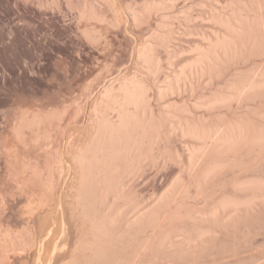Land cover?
Masks as SVG:
<instances>
[{"label": "bare ground", "instance_id": "1", "mask_svg": "<svg viewBox=\"0 0 264 264\" xmlns=\"http://www.w3.org/2000/svg\"><path fill=\"white\" fill-rule=\"evenodd\" d=\"M37 1L76 10L104 53L74 132L55 138L67 108L54 107L13 110L0 129V189L38 219L12 230L0 191V264H264V0ZM127 24L123 62L111 33ZM157 164L178 171L145 199L134 183Z\"/></svg>", "mask_w": 264, "mask_h": 264}, {"label": "rangeland", "instance_id": "2", "mask_svg": "<svg viewBox=\"0 0 264 264\" xmlns=\"http://www.w3.org/2000/svg\"><path fill=\"white\" fill-rule=\"evenodd\" d=\"M18 1L0 0V129L5 125V122H7L9 117H11L19 109L21 108L23 109V106H24V110H27L30 113H34L38 111L47 113L53 110L54 108H55L54 110H61L62 108H67L65 111L66 115L64 113V116L62 115L63 117L61 116L60 119H57L55 121L56 124L54 123V128H55L54 136L55 138H57V140H59L62 138V134L64 133V131H67L68 129L70 131L74 130V128L77 126L76 120L82 121L86 119L87 107H89L88 106L89 99L87 98L84 92H81L82 91L81 86L89 83V81L91 82L93 78H95V75H91V74L95 69L94 67L96 64V56L101 51L104 53V51L103 48L101 47H99L102 49V50L100 49L101 50L100 51L99 48H97V46L88 45V43L85 40H83V38H81L82 35L80 30L78 29L79 19L77 18L78 17L77 11L74 9H70L65 2H62L63 4H61L60 8L58 7L46 8L38 5L37 0L22 1V3L21 0L20 2ZM61 9L64 10L62 11ZM127 25H128L127 29L129 28L128 29L129 31L124 32L126 35L122 32H120L122 35H120V33L116 34L114 31H112L111 33L113 35V40L115 41L114 51L116 52V57L123 62H129L131 60L132 58L131 55L133 50L132 47L133 40L131 39L132 36L130 33L132 31L131 30L132 26L130 27L131 24H127ZM127 35L128 36L130 35L131 38H129L130 36L128 37ZM127 37L132 41L129 40ZM123 49L125 51H127L128 49L129 51L125 53ZM118 52L120 54L117 55ZM92 57L94 58L95 61H93ZM61 59L64 60L61 61ZM109 59L113 60V58L110 57ZM56 63L57 64L60 63L61 65L59 64L58 66ZM66 66L69 67L67 68ZM90 66L93 68L92 70ZM64 67L65 69L61 70ZM56 68L58 70L60 68L61 71L60 70L59 71L62 73H58L59 71H57ZM66 69L69 70L65 71ZM69 71L70 73H68ZM64 72L67 73L65 74L66 76L63 74ZM72 93H74L75 95ZM80 95H82V97L84 96L85 98L84 97L82 98ZM79 98H82L84 100H81L82 102L80 103ZM36 101L41 102V104L37 103ZM85 101H87V104ZM60 102H62L61 105ZM76 102L79 103L78 104L79 106L84 105L85 103L84 107L86 108L83 113H79L77 111L78 110L77 108L79 106L76 105L77 104ZM68 104L71 107L68 106ZM55 105L58 106V109ZM26 106H28V108ZM36 108L37 109L40 108L41 110L40 109L37 110ZM71 113H75L76 116L75 114L73 115ZM60 122H62V124H59ZM68 123L70 124V128ZM56 126L58 127L56 128ZM77 135H78V137L76 138L77 142L81 141V139L84 140V138L82 137L83 134L79 135L78 133ZM75 137L76 134L74 135L73 139ZM79 137L81 138L80 140H78ZM180 140L181 139H175L174 141L175 147L181 146L182 141ZM21 154H22V150H21ZM30 154H31L30 152L27 153V151L26 152L24 151L23 157L26 156L25 158L27 159L33 158L32 154L31 155ZM176 167L177 166L174 167L173 165H167L163 167L158 164L155 166L148 167L147 170L144 172V174L141 177H139L137 181L134 183L135 190L139 193L141 197L148 199L149 196L153 193L154 189L158 190L162 186H164L167 180L166 177L167 174H170L171 171L174 172L178 171V167L177 168ZM4 173H5V166L0 159V177L3 176ZM5 190L7 189L5 188ZM0 191L5 193L4 190L2 189H0ZM4 195H5V199L7 198V200H5V204L3 205V211L4 213L7 214V215L4 214L6 216L4 217L5 218L8 217V219L6 220L4 218L2 220L10 221L11 225L14 226L15 229L13 227L10 228H13L12 230L14 231H16V228L17 230L18 229L20 230L26 225L29 227V225L34 221L31 224L33 226L30 225V227L37 230L38 226L37 227L35 226L36 225L35 222L38 221V219L37 220L33 219L32 221H27V222L24 220L26 224L24 223L22 225L23 227L20 226L24 221H22L17 214L19 205L18 203H14L16 202L15 197L14 198H12V196L10 197L13 200H15L13 201L9 198V195L7 196V192ZM6 205L9 206L11 205L12 207L10 206L11 207L10 208L9 206L7 207ZM14 205L17 209L13 207ZM6 208H9L10 210ZM5 210L8 211V213ZM11 212L13 213L11 214L12 216L10 215L8 216V214ZM19 218L22 221V223L20 220L19 221L17 220ZM68 221H67V228H68V233H70L69 234L70 237H72L70 238V242H71L74 236L77 237L76 234L77 232H75L74 229H76L77 227L76 222L78 223V221L76 220L75 222L74 217L72 219H68ZM74 223L76 224V226ZM73 224L75 227L72 226ZM8 225L9 224L6 223V227L11 226ZM16 225L17 227H15ZM30 229L27 228L28 231ZM34 229H33V233H34ZM75 241L73 242L75 243ZM261 241L263 242V239H260V243H262ZM73 242H71L70 246L74 245ZM72 249L73 246L71 247V250ZM14 255L12 254L11 257L12 264L14 263L34 264V258H31V260L28 259L30 257L29 256L27 258L28 254H26V257L24 256V254H22L21 256L18 255V257L17 256L14 257Z\"/></svg>", "mask_w": 264, "mask_h": 264}]
</instances>
